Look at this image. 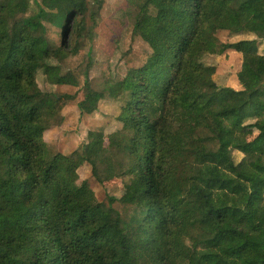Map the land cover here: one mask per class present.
Listing matches in <instances>:
<instances>
[{
    "label": "trees",
    "instance_id": "1",
    "mask_svg": "<svg viewBox=\"0 0 264 264\" xmlns=\"http://www.w3.org/2000/svg\"><path fill=\"white\" fill-rule=\"evenodd\" d=\"M102 4L0 0V264H264V53L256 39L216 36L264 39V0H132V35L150 52L112 80L119 127L88 131L81 154L97 183L122 182L121 211L44 139L76 94L36 81L42 70L78 85L53 61L78 52L84 21ZM45 23L59 29L60 45ZM152 28L173 38L171 49H157ZM226 50L241 54L238 89L218 86L203 62ZM82 88L78 111L92 114L102 94L87 72Z\"/></svg>",
    "mask_w": 264,
    "mask_h": 264
},
{
    "label": "rangeland",
    "instance_id": "2",
    "mask_svg": "<svg viewBox=\"0 0 264 264\" xmlns=\"http://www.w3.org/2000/svg\"><path fill=\"white\" fill-rule=\"evenodd\" d=\"M131 2L132 0H103L102 8L95 21L87 17L76 37L78 52L61 62L53 61V65L59 70L71 71L76 76L77 86L57 85L49 80L42 70L36 74V81L43 91L55 94H76V99L63 105L60 124L53 125L45 131V141L53 151L70 156V166L76 169L78 180L86 179L98 200L107 201V196L114 197L112 206L119 211L123 209L118 201L121 196L122 182L114 179L103 186L97 183L91 175L90 164L83 161L81 154L88 131L101 129L104 133H109L119 127L120 124L115 119L118 105L113 101L114 82L112 80L124 76L130 67L142 64L150 52L149 46L141 38L132 35L134 17ZM160 2L170 6L175 4V0H160ZM45 24L48 36L57 46L60 45L62 40L59 29ZM71 36L70 30L65 39L67 46L74 43ZM216 36L224 43L256 39L258 51L264 53V39H257L252 33H231L221 30L216 33ZM149 37L152 40L161 39L156 43L159 51L171 49L173 46V38L161 35L155 28L150 30ZM203 62L215 66L213 80L218 86L240 88L236 77L241 65L240 53L226 50L222 54H208L203 57ZM85 72L88 73L91 87L102 94L97 110L92 114H80L76 105L82 96ZM248 122H256V119H247L246 123ZM254 124L250 131H246L249 136H254L263 127V124L258 122ZM233 156L238 160L241 154L234 151ZM222 246L228 247V244L223 243Z\"/></svg>",
    "mask_w": 264,
    "mask_h": 264
}]
</instances>
